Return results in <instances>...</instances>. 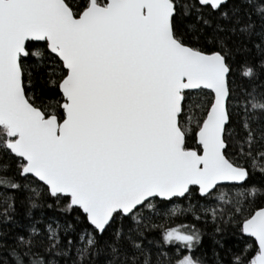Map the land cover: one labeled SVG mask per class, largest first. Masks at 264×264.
<instances>
[{
	"label": "snow or ice",
	"instance_id": "obj_1",
	"mask_svg": "<svg viewBox=\"0 0 264 264\" xmlns=\"http://www.w3.org/2000/svg\"><path fill=\"white\" fill-rule=\"evenodd\" d=\"M264 0H0V264H264Z\"/></svg>",
	"mask_w": 264,
	"mask_h": 264
},
{
	"label": "trees",
	"instance_id": "obj_2",
	"mask_svg": "<svg viewBox=\"0 0 264 264\" xmlns=\"http://www.w3.org/2000/svg\"><path fill=\"white\" fill-rule=\"evenodd\" d=\"M252 180L253 182L259 184L262 180H264V177H261V175L257 173L252 177Z\"/></svg>",
	"mask_w": 264,
	"mask_h": 264
}]
</instances>
